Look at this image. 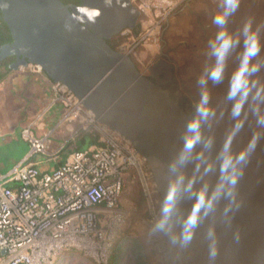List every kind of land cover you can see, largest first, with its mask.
<instances>
[{
    "label": "water",
    "instance_id": "1",
    "mask_svg": "<svg viewBox=\"0 0 264 264\" xmlns=\"http://www.w3.org/2000/svg\"><path fill=\"white\" fill-rule=\"evenodd\" d=\"M83 2L0 0L13 37L0 47V63L15 56V66H40L138 150L200 264H245L224 228L222 189L238 192L217 167L192 107L184 112L162 87L158 68L173 76L171 65L160 60L148 74L110 42L124 28L137 27L140 11L132 0Z\"/></svg>",
    "mask_w": 264,
    "mask_h": 264
},
{
    "label": "built area",
    "instance_id": "2",
    "mask_svg": "<svg viewBox=\"0 0 264 264\" xmlns=\"http://www.w3.org/2000/svg\"><path fill=\"white\" fill-rule=\"evenodd\" d=\"M132 1L140 11L141 27L137 33L124 28L120 35L126 40L119 47L130 55L139 46L159 45L164 22L187 0ZM51 90L71 123L70 139L90 131L102 145L73 150L56 168L41 171L31 157L48 152L51 132L39 136L35 125L23 129L31 151L7 177L14 186L0 188V264H63L65 256L75 252L95 264H110L115 243L130 221L122 202L128 181L139 182L146 196L156 264H200L172 221L145 158L100 123L64 84L54 81Z\"/></svg>",
    "mask_w": 264,
    "mask_h": 264
},
{
    "label": "rangeland",
    "instance_id": "3",
    "mask_svg": "<svg viewBox=\"0 0 264 264\" xmlns=\"http://www.w3.org/2000/svg\"><path fill=\"white\" fill-rule=\"evenodd\" d=\"M244 3L187 0L164 22L159 45L139 46L131 56L147 73L160 60L172 66L174 83L224 165L256 184L264 199V0ZM70 152L65 148L62 156ZM137 184L126 183L122 202L130 221L115 256L121 264H156ZM63 264L95 263L75 252Z\"/></svg>",
    "mask_w": 264,
    "mask_h": 264
},
{
    "label": "crops",
    "instance_id": "4",
    "mask_svg": "<svg viewBox=\"0 0 264 264\" xmlns=\"http://www.w3.org/2000/svg\"><path fill=\"white\" fill-rule=\"evenodd\" d=\"M53 82L46 73L28 64L14 70L0 83V188L14 186L7 177L29 156L31 144L22 134L27 126L35 125L39 136L51 132L48 152L31 157L41 171L52 170L65 161L63 151L57 154V150L63 144L78 140L76 136L70 139L71 123L65 120L62 103L54 100ZM90 147L93 146L90 144Z\"/></svg>",
    "mask_w": 264,
    "mask_h": 264
},
{
    "label": "trees",
    "instance_id": "5",
    "mask_svg": "<svg viewBox=\"0 0 264 264\" xmlns=\"http://www.w3.org/2000/svg\"><path fill=\"white\" fill-rule=\"evenodd\" d=\"M63 1L66 4H70L69 0H63ZM140 27H141V20L139 21L137 27L133 29L137 33L139 32ZM125 40L126 39L122 37L119 33L113 36L112 39H110V42L115 48H119L124 43ZM12 41H13L12 34L9 30L7 23L4 21L2 17V13L0 11V47L8 43H11ZM16 62H17V58L13 56L11 59L8 58L0 63V83L4 82L14 70L18 69L19 67H22V65L15 66ZM171 96L174 99H176L177 97V95L173 93ZM180 105L182 106L181 102ZM192 111L196 116L194 122H196V125L201 130L202 136L205 139L206 137L208 138L206 139V144L210 149V152L213 158L215 159L217 165L219 166V169L221 170L222 174L225 177H227V172H228V180L229 181L233 180L234 183L233 182L232 183L235 186H237V188L244 187L245 190L247 189L249 193H251V195L256 200L254 204H256L259 209L261 207V210L263 209L262 211H264V199L260 196L256 184L249 182L245 177L241 176L238 173L236 174L229 169L227 171L222 169L219 161L221 162L223 161L221 157L219 160L216 157L217 155L220 156L219 153L217 152L215 146L213 145L212 141L205 132L203 126H201L197 111H195L194 109H192ZM77 138H78L77 141H74V143L73 142L68 143L65 148L69 147L71 151L76 149L86 150L87 148L90 147V144L96 147L102 145L101 142H99L98 137L94 135V132L81 131L79 132ZM72 144H74V146H72ZM139 184H137V188H139V194L142 197V202L143 205L145 206V211H146L145 216L148 217L149 209L146 201V196L144 194L142 187L139 186ZM227 201H228V212L226 213V217L224 214V221L228 217V226H227V222H224V228L233 252L245 264H264V217L256 212H255L256 214L254 213V216L251 215L244 216L242 207L239 204H237L234 200H232L230 196L228 197V199H226V202ZM238 218H241L240 222L238 221ZM118 240L115 243V252L110 264H120V261L123 259V258L117 259V257L115 256V254L119 250ZM122 253L124 255L126 254L125 251L124 252L122 251L119 254V257L121 256Z\"/></svg>",
    "mask_w": 264,
    "mask_h": 264
},
{
    "label": "flooded vegetation",
    "instance_id": "6",
    "mask_svg": "<svg viewBox=\"0 0 264 264\" xmlns=\"http://www.w3.org/2000/svg\"><path fill=\"white\" fill-rule=\"evenodd\" d=\"M70 4L73 5H83L84 2L83 0H69ZM261 3L263 2V0H260ZM80 2V3H79ZM133 2V1H132ZM234 5H236V7L240 8L242 7L245 3L244 0H233ZM138 25V24H137ZM112 39V38H111ZM13 56L9 57V59H11ZM165 57H167L165 55ZM172 67V66H171ZM172 69V68H171ZM158 70H160V74L159 77L162 80V87L170 94H176V100L178 101V104L180 105V102L182 104L181 108L183 109L184 112L188 113L189 109H191V104L188 101L187 96L180 95L179 92V88L177 87V85L174 83L173 81V76H171L170 71H168L164 66L161 68H158ZM172 73H173V69H172ZM149 74V73H148ZM155 81L157 79L156 76L152 77ZM194 100L196 99L195 97L193 98ZM192 110V109H191ZM196 116H194V120ZM196 124V122H195ZM203 137V136H202ZM206 137V136H205ZM204 141L206 142V139H208L206 137V139L203 137ZM211 153V152H210ZM216 154V153H215ZM212 155V154H211ZM217 155V154H216ZM213 157V156H212ZM217 159H220V156H216ZM215 160V159H214ZM216 162V161H215ZM220 162V166L222 167L223 170L227 171V167L223 164V162ZM217 164V163H216ZM217 167L219 168V166L217 165ZM220 170V169H219ZM221 171V170H220ZM222 173V172H221ZM224 176V175H223ZM225 177V176H224ZM225 179L231 184V186L238 192V194H233L231 192H229L228 190L222 189V198H223V216L225 214L226 217V213L228 212V201L226 202V199H228V197L230 196L232 200H234L237 204H239L242 207V211H243V215L247 216V215H251L254 216V213H258L259 215L264 217V211L258 208V206L256 204H254V202L256 201L255 198L251 195V193H249V191L244 187H239L237 188V186H235L233 183V180L229 181L228 180V172H227V177H225ZM233 182V183H232ZM255 213V214H256ZM241 218H238V221L240 222ZM227 222V226H228V217L227 219L224 221Z\"/></svg>",
    "mask_w": 264,
    "mask_h": 264
}]
</instances>
